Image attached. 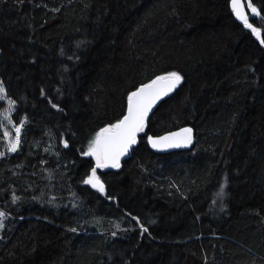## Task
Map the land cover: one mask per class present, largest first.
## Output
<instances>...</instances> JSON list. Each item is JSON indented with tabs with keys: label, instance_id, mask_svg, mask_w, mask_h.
<instances>
[{
	"label": "trees",
	"instance_id": "16d2710c",
	"mask_svg": "<svg viewBox=\"0 0 264 264\" xmlns=\"http://www.w3.org/2000/svg\"><path fill=\"white\" fill-rule=\"evenodd\" d=\"M230 2L0 0V84L21 129L8 151L0 102V264H264V0H244L259 39ZM171 72L181 83L126 159L95 169L97 133ZM181 127L188 149L152 151Z\"/></svg>",
	"mask_w": 264,
	"mask_h": 264
},
{
	"label": "snow or ice",
	"instance_id": "6c2138e0",
	"mask_svg": "<svg viewBox=\"0 0 264 264\" xmlns=\"http://www.w3.org/2000/svg\"><path fill=\"white\" fill-rule=\"evenodd\" d=\"M231 7L233 13L238 19H240L245 27L252 30L253 34L260 38V30L253 27L248 20V16L244 12L241 0H231ZM249 9L253 14L258 15L255 7H252L251 3L248 4ZM264 43V40L261 41ZM182 81V77L177 72H171L167 75L159 76L151 83L146 84L139 88L136 92H133L128 97V114L118 123L111 125L110 127L102 129L97 133L96 138L90 143L89 149L84 154L86 156H95L97 160V167H107L111 162L112 167H119V158L124 155L131 144L136 143V135L138 132L143 131L145 117L152 106L163 95H167L173 89H175ZM163 82V87L158 85ZM4 88L0 86V93H4ZM4 95H0V100H3ZM9 108L5 111H11L13 101H8ZM5 119L8 117L5 115ZM11 123V120H9ZM16 133L19 134L21 129L17 127ZM8 133L5 132V136ZM191 129H183L180 133H173L171 136L161 137L160 140H153L149 137L152 146L159 147L162 143L165 147H181L187 146L191 143ZM19 145V135L17 139L8 145V151L15 152ZM3 155V153H0ZM85 183L91 184L94 188H98L99 191H104V186L96 177V170H92V175L85 180ZM223 194V186H221L220 195ZM3 214L0 213V217ZM146 231V229H145Z\"/></svg>",
	"mask_w": 264,
	"mask_h": 264
},
{
	"label": "water",
	"instance_id": "95a60500",
	"mask_svg": "<svg viewBox=\"0 0 264 264\" xmlns=\"http://www.w3.org/2000/svg\"><path fill=\"white\" fill-rule=\"evenodd\" d=\"M241 4L243 5L244 12H245V14L247 15L244 0H241ZM230 7H231V2H230ZM231 10H232V7H231ZM232 12H233V11H232ZM233 16H234V18H235L236 20L242 22L240 19H238V18L236 17V15H235L234 13H233ZM242 23H243V22H242ZM253 36H254L255 39H258L256 35L253 34ZM156 78H157V77H156ZM156 78H154L153 80H155ZM153 80H152V81H153ZM152 81H150L149 83H151ZM149 83H147V84H149ZM144 85H146V84H144ZM144 85H140L137 89H135V90L132 91L131 93L136 92L139 88H141V87L144 86ZM158 87H163V82H161V84L158 85ZM177 87H178V86H177ZM177 87H176L175 89H173L171 92H169L167 95H163L159 100L156 101V103H155V104L152 106V108L148 111V114H147V116L145 117L144 126H145L146 123L148 122L149 117H150L151 114L154 112V110L156 109V107L162 102V100H164V99L167 98L168 96L172 95V94L176 91ZM131 93H130V94H131ZM130 94H129V95H130ZM128 97H129V96H128ZM127 114H128V98H127V103H126L125 113H124L123 117L120 119V121H121V120L124 118V116H126ZM186 128L189 129L188 127H181V128H179V129L172 130V131H169V132H166V133H164V134H161V135H158V136H154V137H151V138H152L153 140H160L161 137L171 136L173 133H180V132H182L183 129H186ZM139 133H140V132L137 133L136 138H137V136H138ZM191 137H192V139H191V143H192L193 138H194V134H193L192 130H191ZM191 143L188 144L187 146H181V147H165V146H163V143H162L159 147H155V148H154V147L152 146V143H151L150 140H149L150 148L152 149L153 152H155V153H157V154H168V153H173V152H176V151H184V150H186V149H188V148L190 147ZM132 147H133V144H131V145L129 146L127 152H126L124 155L120 156V158H119V166H120L121 163L126 159V157L129 155V153H130ZM100 168H102V169H113V168H117V167H112V166H111V162H109V164H108L107 167H99V168H98V167H97V160H96L95 169H100ZM99 182H100V181H99ZM100 183H101V182H100ZM101 184H102V183H101ZM90 186H91L92 188H94L91 184H90Z\"/></svg>",
	"mask_w": 264,
	"mask_h": 264
},
{
	"label": "rangeland",
	"instance_id": "374dc122",
	"mask_svg": "<svg viewBox=\"0 0 264 264\" xmlns=\"http://www.w3.org/2000/svg\"><path fill=\"white\" fill-rule=\"evenodd\" d=\"M0 86H2V85L0 84ZM0 95H4V97H5L3 100H0V102H3L5 104V109H4L3 113H2V119H3L2 128H3L4 135H5V132L8 133V135L5 136V138H6L7 142H8V145H9L11 142L15 141L16 138H17V133L15 131V129L17 127L13 124V122L11 120V117H10V114L14 110V106L12 105V110L11 111L6 112L5 110L9 108L8 99H7L6 95H5V92L4 93H0ZM5 115L8 117V119H5ZM9 120H11V123H9Z\"/></svg>",
	"mask_w": 264,
	"mask_h": 264
}]
</instances>
